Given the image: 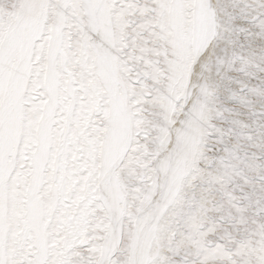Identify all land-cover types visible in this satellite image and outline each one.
<instances>
[{
  "label": "snow or ice",
  "instance_id": "6c2138e0",
  "mask_svg": "<svg viewBox=\"0 0 264 264\" xmlns=\"http://www.w3.org/2000/svg\"><path fill=\"white\" fill-rule=\"evenodd\" d=\"M0 264H264V0H0Z\"/></svg>",
  "mask_w": 264,
  "mask_h": 264
},
{
  "label": "bare ground",
  "instance_id": "6f19581e",
  "mask_svg": "<svg viewBox=\"0 0 264 264\" xmlns=\"http://www.w3.org/2000/svg\"><path fill=\"white\" fill-rule=\"evenodd\" d=\"M191 66V65H190ZM192 72H193V67H192V69H190V71H188V73L186 74V77L184 76V80H186V82H188V79H189V76L192 74ZM204 73H203V71H201V72H199L198 74H197V79H199L200 78V76H202ZM187 86V85H186Z\"/></svg>",
  "mask_w": 264,
  "mask_h": 264
},
{
  "label": "rangeland",
  "instance_id": "374dc122",
  "mask_svg": "<svg viewBox=\"0 0 264 264\" xmlns=\"http://www.w3.org/2000/svg\"><path fill=\"white\" fill-rule=\"evenodd\" d=\"M191 65V64H190ZM189 65V69H188V71H190V69H192V65L190 66ZM187 74V73H186ZM186 74L184 75L185 77H186ZM187 80V79H186ZM186 80H184V84L182 85V87H186V85H187V82H186Z\"/></svg>",
  "mask_w": 264,
  "mask_h": 264
}]
</instances>
